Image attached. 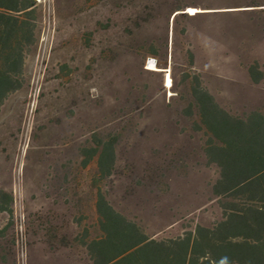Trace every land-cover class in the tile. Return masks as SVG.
Wrapping results in <instances>:
<instances>
[{
    "label": "rangeland",
    "instance_id": "374dc122",
    "mask_svg": "<svg viewBox=\"0 0 264 264\" xmlns=\"http://www.w3.org/2000/svg\"><path fill=\"white\" fill-rule=\"evenodd\" d=\"M36 2L21 87L0 109V264H94L100 193L158 240L248 206L215 192L194 91L237 117L264 112L250 76L264 74V0Z\"/></svg>",
    "mask_w": 264,
    "mask_h": 264
},
{
    "label": "trees",
    "instance_id": "16d2710c",
    "mask_svg": "<svg viewBox=\"0 0 264 264\" xmlns=\"http://www.w3.org/2000/svg\"><path fill=\"white\" fill-rule=\"evenodd\" d=\"M36 5V0H0V109L21 87L24 50L34 37L26 17ZM194 98L213 144L208 156L221 168L215 192L242 193L248 206L232 210L212 228L199 225L185 237L158 240L100 193L96 209L102 235L87 244L94 264H264V112L234 116L200 87ZM98 166L103 176L114 171L113 143L104 146Z\"/></svg>",
    "mask_w": 264,
    "mask_h": 264
},
{
    "label": "bare ground",
    "instance_id": "6f19581e",
    "mask_svg": "<svg viewBox=\"0 0 264 264\" xmlns=\"http://www.w3.org/2000/svg\"><path fill=\"white\" fill-rule=\"evenodd\" d=\"M190 12L192 15V14L197 13L198 10H196L195 8H190ZM157 69H158L157 66L155 67L154 64H152V62H151L150 67H148V70L156 71ZM166 87L169 89L172 87V80H171L170 76L167 77Z\"/></svg>",
    "mask_w": 264,
    "mask_h": 264
},
{
    "label": "crops",
    "instance_id": "0c3cea01",
    "mask_svg": "<svg viewBox=\"0 0 264 264\" xmlns=\"http://www.w3.org/2000/svg\"><path fill=\"white\" fill-rule=\"evenodd\" d=\"M250 76L253 79V82H255V83H259V82L263 81V78H264V74L258 73L257 70H255L253 73L250 72Z\"/></svg>",
    "mask_w": 264,
    "mask_h": 264
}]
</instances>
